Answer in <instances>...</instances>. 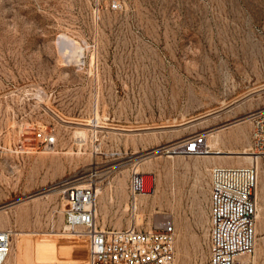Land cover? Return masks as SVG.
<instances>
[{
    "label": "rangeland",
    "instance_id": "374dc122",
    "mask_svg": "<svg viewBox=\"0 0 264 264\" xmlns=\"http://www.w3.org/2000/svg\"><path fill=\"white\" fill-rule=\"evenodd\" d=\"M263 104L264 0H0V228L15 231L8 261L88 264L87 239L65 229L63 182L74 176L102 188L105 227L187 214L194 184L209 232L207 159L257 164L259 208L264 156L248 162L244 151L252 154L249 114ZM196 132L208 144L219 134L211 148L233 156L165 150ZM134 171L148 184L135 204ZM258 248L243 256L249 264ZM178 251L176 264H187ZM209 254L208 245L191 264H209Z\"/></svg>",
    "mask_w": 264,
    "mask_h": 264
},
{
    "label": "built area",
    "instance_id": "2783aa9c",
    "mask_svg": "<svg viewBox=\"0 0 264 264\" xmlns=\"http://www.w3.org/2000/svg\"><path fill=\"white\" fill-rule=\"evenodd\" d=\"M120 3H113L119 7ZM249 117L253 123L250 150L264 156V104ZM46 144L53 134L37 132ZM172 155H207L214 153L207 143V133L196 132L166 146ZM210 254L209 264H239L240 256L253 254L256 248L258 204L257 164H214L210 170ZM69 202L66 228L84 233L88 242V264H176L177 232L172 217L154 221L149 227L131 223L124 228L105 227L97 219V185L91 177L74 176L63 182ZM143 173L132 172L129 188L133 201L147 192ZM15 231L0 228V264L11 254Z\"/></svg>",
    "mask_w": 264,
    "mask_h": 264
},
{
    "label": "crops",
    "instance_id": "0c3cea01",
    "mask_svg": "<svg viewBox=\"0 0 264 264\" xmlns=\"http://www.w3.org/2000/svg\"><path fill=\"white\" fill-rule=\"evenodd\" d=\"M205 162L206 164L204 166L207 169L210 167L208 164L219 163L216 159H207ZM202 167L203 163H201V168ZM198 193L199 190L194 184L188 187L187 197L189 198V203L187 204V214H181L175 217L171 216L177 232L176 249L180 250L178 251L180 253V258L187 256V264H191L195 260H200L201 257H198V255H200L202 251H205L208 245L210 252V231L208 232L207 216L201 209V206L196 202ZM256 233V242L259 248L253 261L254 263L257 262V264H264V194L259 202ZM240 260H243V258H240Z\"/></svg>",
    "mask_w": 264,
    "mask_h": 264
},
{
    "label": "bare ground",
    "instance_id": "6f19581e",
    "mask_svg": "<svg viewBox=\"0 0 264 264\" xmlns=\"http://www.w3.org/2000/svg\"><path fill=\"white\" fill-rule=\"evenodd\" d=\"M209 135H210V144L211 143H220V136H219V134H217V133H215V132H212V133H209ZM209 139V138H208ZM210 144H208L209 146H210ZM211 147V146H210ZM228 149V148H227ZM247 150V149H246ZM226 151V150H225ZM240 151H242V150H240ZM212 152H214V153H211V154H207V155H203V156H211V157H213V158H218L219 160H220V158L221 157H224L225 158V156H233V155H231V153H225L222 149H220V148H217V149H215V150H213ZM236 152V151H235ZM239 152V151H238ZM244 153H246V155L244 156L247 160H248V162H250V161H255L257 158H259V156H256L255 154H253L252 153V151H251V153L252 154H250V152L249 151H244ZM236 154V153H235ZM243 155V154H242ZM240 156V155H239ZM256 158V159H255ZM258 161V160H257ZM220 163H222V161H219V163L218 164H220ZM259 164V163H258ZM195 166L197 167V168H201V163L199 162V163H196L195 164ZM208 168H210V167H208ZM102 193V188L101 187H99V188H97V195L98 194H101ZM136 203V198H135V200H134V204ZM101 208V207H100ZM100 209H99V206H98V204H97V213H98V211H99ZM98 215V214H97ZM19 233H21L20 231H17V233L16 234H19ZM22 234V233H21ZM71 234H76V235H78V237H85V235H84V233H82V232H80V230L79 229H77V230H74L73 231V233H71ZM77 238V237H76ZM86 238V237H85ZM244 255H241L240 256V258H242ZM244 260V261H243ZM243 264H249V261L248 260H246L244 257H243ZM20 261V260H19ZM4 264H11L10 263V261H8V259L6 260V262L4 263Z\"/></svg>",
    "mask_w": 264,
    "mask_h": 264
}]
</instances>
